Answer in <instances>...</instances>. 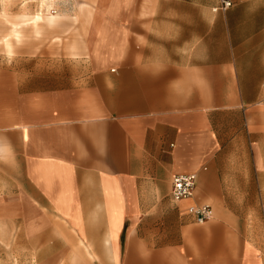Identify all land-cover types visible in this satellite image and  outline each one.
Wrapping results in <instances>:
<instances>
[{"label":"crops","instance_id":"0c3cea01","mask_svg":"<svg viewBox=\"0 0 264 264\" xmlns=\"http://www.w3.org/2000/svg\"><path fill=\"white\" fill-rule=\"evenodd\" d=\"M219 1L108 0L60 23L66 54L0 58V264L63 237L90 264H264V0Z\"/></svg>","mask_w":264,"mask_h":264},{"label":"rangeland","instance_id":"374dc122","mask_svg":"<svg viewBox=\"0 0 264 264\" xmlns=\"http://www.w3.org/2000/svg\"><path fill=\"white\" fill-rule=\"evenodd\" d=\"M107 3L108 0H0V58H14L47 45L65 53L68 46L82 40L77 29H62L60 23L85 21L93 8ZM50 9H56L57 14ZM61 239V248L67 251L49 252V264H90L95 260L94 254L69 251L73 249L71 238ZM22 257L24 260V254ZM1 258L8 260L9 254L3 252Z\"/></svg>","mask_w":264,"mask_h":264},{"label":"built area","instance_id":"2783aa9c","mask_svg":"<svg viewBox=\"0 0 264 264\" xmlns=\"http://www.w3.org/2000/svg\"><path fill=\"white\" fill-rule=\"evenodd\" d=\"M232 5L230 0H220L217 10H227ZM196 185L195 175H179L172 180L170 196L174 202L187 200L193 196ZM187 214L193 218V223L203 225L213 219V210L209 205L190 206L187 208Z\"/></svg>","mask_w":264,"mask_h":264}]
</instances>
